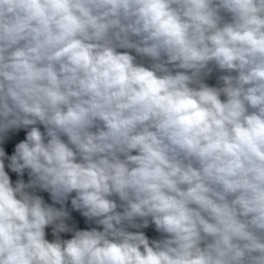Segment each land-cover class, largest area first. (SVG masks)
<instances>
[{"label": "clouds", "instance_id": "obj_1", "mask_svg": "<svg viewBox=\"0 0 264 264\" xmlns=\"http://www.w3.org/2000/svg\"><path fill=\"white\" fill-rule=\"evenodd\" d=\"M21 129L0 264H264V0H0Z\"/></svg>", "mask_w": 264, "mask_h": 264}, {"label": "rangeland", "instance_id": "obj_2", "mask_svg": "<svg viewBox=\"0 0 264 264\" xmlns=\"http://www.w3.org/2000/svg\"><path fill=\"white\" fill-rule=\"evenodd\" d=\"M209 83L214 84L215 79L213 78V79L209 80ZM25 135H26V130H23V129H21L17 132H14V133H10L8 139L3 143V145H0V146H2L5 149L6 154L10 156L13 154V152L15 150V145L17 143H19L21 140H23L25 138ZM5 163L7 164L8 162L5 161ZM5 170L8 172L13 183H15V181L19 178L17 176V174L14 172H11L7 167ZM23 179L25 180V182H27V180H28L27 172H25ZM38 194L41 195L45 199L46 202L51 203V200H50L48 193L39 192ZM69 207H70V205H69ZM72 218H73V221L75 222V224L78 228H80V229L86 228L87 223L85 221V218L82 217L78 212L73 211L72 212ZM92 226H94V225H90V227H92ZM144 231H145V234L149 237V239H157L160 236V234L155 231L154 226H150L149 228L144 229ZM46 232H47V239L52 240L53 236H52L51 228L46 229ZM62 235L66 239L70 238V234H62Z\"/></svg>", "mask_w": 264, "mask_h": 264}, {"label": "built area", "instance_id": "obj_3", "mask_svg": "<svg viewBox=\"0 0 264 264\" xmlns=\"http://www.w3.org/2000/svg\"><path fill=\"white\" fill-rule=\"evenodd\" d=\"M90 227V224H88L87 226H86V228L85 229H87V228H89Z\"/></svg>", "mask_w": 264, "mask_h": 264}, {"label": "crops", "instance_id": "obj_4", "mask_svg": "<svg viewBox=\"0 0 264 264\" xmlns=\"http://www.w3.org/2000/svg\"><path fill=\"white\" fill-rule=\"evenodd\" d=\"M87 225H88V223H87ZM87 225H86V226H87Z\"/></svg>", "mask_w": 264, "mask_h": 264}]
</instances>
